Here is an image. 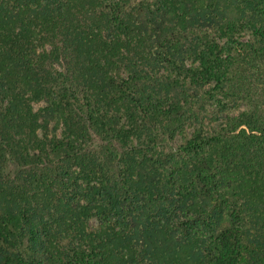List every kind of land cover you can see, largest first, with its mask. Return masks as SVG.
Returning a JSON list of instances; mask_svg holds the SVG:
<instances>
[{
    "label": "trees",
    "instance_id": "16d2710c",
    "mask_svg": "<svg viewBox=\"0 0 264 264\" xmlns=\"http://www.w3.org/2000/svg\"><path fill=\"white\" fill-rule=\"evenodd\" d=\"M0 264H264V0H0Z\"/></svg>",
    "mask_w": 264,
    "mask_h": 264
},
{
    "label": "rangeland",
    "instance_id": "374dc122",
    "mask_svg": "<svg viewBox=\"0 0 264 264\" xmlns=\"http://www.w3.org/2000/svg\"><path fill=\"white\" fill-rule=\"evenodd\" d=\"M210 88V85H203L200 88L199 93H217L215 91H212ZM201 104L206 112L207 117L210 118L223 117L226 115L233 116L243 110V106L241 105V103L229 102L227 100H224L219 95H213L211 97L205 95ZM213 126L216 127L217 122H214ZM95 225V221L91 220L89 222V226L91 228L95 227Z\"/></svg>",
    "mask_w": 264,
    "mask_h": 264
}]
</instances>
